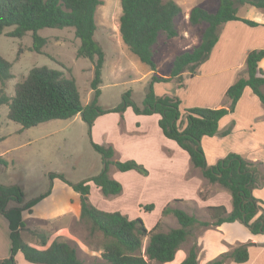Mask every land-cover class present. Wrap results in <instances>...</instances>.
<instances>
[{"label": "trees", "instance_id": "1", "mask_svg": "<svg viewBox=\"0 0 264 264\" xmlns=\"http://www.w3.org/2000/svg\"><path fill=\"white\" fill-rule=\"evenodd\" d=\"M102 0H0V35L6 27L13 28L5 32L6 36L21 38L31 32L32 49L40 53L45 38L37 31L45 27H71L74 36L79 39L76 56L87 58L92 63V77L89 82L91 96L83 105L73 77H66L59 69L46 65L34 66L26 76L14 85V94L9 96L0 88V105H7V118L17 122L22 128L36 126L52 119H68L80 114L86 123L88 133L96 117L117 112L121 114L131 107L136 114L158 113V126L167 138L189 155L193 168H197L202 177L210 184H217L226 189L231 196L232 208L224 205L206 207L207 219H199L195 212L166 204L161 214H171L176 219L177 227L166 231L158 230L161 221L147 229L142 218H129L119 211H105L94 206L90 199V185L93 182L104 197L122 193V184L109 175V166L116 171L135 170L147 175L148 170L134 159H114L115 150L111 144H98L91 140V145L102 158L104 168L97 174L77 183H71L62 174H50L51 182L57 177L79 194V218L90 223L91 234L99 232L102 238L100 260L89 264H163L171 261L180 245L193 238L185 258L179 264H197L199 246L196 242L195 229L209 228L224 222L238 221L252 233L264 234V208L262 201L252 195V189L264 185V164L242 157L237 153H228L213 165H207L200 140L204 136H213L218 131L219 121L232 112L237 100L245 88L264 104V67L258 63L264 58V49H252L245 57V75L240 76L227 87L225 96L229 100L227 107H188L180 108L181 100L174 94L157 95L154 83L169 82L175 79L182 86L181 75L196 73L197 67L205 61L215 43L222 24L240 20L249 26L257 22L240 18L237 9L250 5L264 12V0H218V6L211 12L200 6L189 10L188 20L192 25L204 24L199 43L191 50L177 54L166 76L156 73L153 56L160 35L171 38L177 35L175 22L181 12L174 0H120L119 33L122 42L140 62L147 65L152 74L145 87L141 105L131 98L130 90L124 92L121 101L113 107L99 104L102 82L104 51L94 39L96 30L95 11ZM12 63L0 55V82L12 77ZM5 160L0 155V165ZM24 202V194L19 185L0 183V214L7 220L10 239V255L0 259V264H16L14 255L20 251L24 259L38 264H86L78 256L76 246L68 241L56 238L47 247L38 249L26 243L21 237L24 226L21 213L30 211L32 206L46 197L51 190ZM208 194L202 188L199 196L204 199ZM174 203L182 199H173ZM10 202L15 205L9 206ZM153 204L142 206L144 211H151ZM148 237L144 251L143 239ZM40 245L45 246L47 238L40 235ZM249 243L235 245L229 251L221 253L206 264H223L231 259L237 263L248 259Z\"/></svg>", "mask_w": 264, "mask_h": 264}, {"label": "crops", "instance_id": "2", "mask_svg": "<svg viewBox=\"0 0 264 264\" xmlns=\"http://www.w3.org/2000/svg\"><path fill=\"white\" fill-rule=\"evenodd\" d=\"M242 6L238 7L237 15L240 18L253 20L258 25L249 26L240 20L222 24L217 42L208 58L197 67L196 73L191 76L183 72L182 86H178L175 79L154 83V92L157 95L169 93L178 96L181 100L180 108L228 106L229 100L225 96V91L237 78L245 75L247 53L252 49H264V12L260 10L262 13L259 12L254 16L252 14L256 15V11L252 9L253 6L248 5L245 12L249 15H239L238 10ZM258 66L264 67V58L260 60ZM150 73L151 71L148 72ZM262 90L264 91V87ZM159 118L158 113L136 114L131 107H127L122 116L117 112H110L95 118L90 128L91 139L98 144H111L115 150L114 159H134L147 168L148 174L142 175L135 170L116 171L112 166L111 169L109 168V175L122 184V193L104 197L100 189L90 181L91 203L101 210H119L129 218H133L127 214L126 202L132 199L135 184L145 186L154 198L161 199L159 204L152 203L154 206L152 210L159 211V219L155 217L147 225L142 217L147 229L163 219L161 211L173 199L192 203L199 219L208 218L207 206L224 205L228 211L231 210L230 193L217 184L208 183L200 171L191 166L188 153L174 140L163 135L158 126ZM200 146L207 165H213L218 159L231 152L264 164V104L249 88H245L233 111L219 121L217 133L202 137ZM166 179L169 182H166ZM204 187L207 188L208 194L202 199L199 191ZM94 193L96 201L92 199ZM252 195L262 201L264 208V185L254 187ZM25 201L27 199L24 197ZM142 205V203L138 204L139 215L143 214L140 212L143 210ZM79 211V194L66 183L54 178L50 193L34 204L30 211H22L24 226L21 237L24 240V228L31 225L29 223L39 222L50 225L54 223L55 229L51 227L50 231L46 232L45 246L40 245L39 241L33 238H31L33 240H24L29 245L43 249L58 237L68 240L72 236L67 227L58 225V220L63 217L65 223V220L77 218ZM166 223L170 227L178 226L173 216ZM40 228L44 229L42 225ZM194 233L199 246L197 264H206L235 245L247 242L249 243L248 259L245 262L237 263L228 259L223 264H264V234L252 233L248 227L238 221L224 222L209 228L200 227L195 229ZM191 244L192 241L189 239L184 241L174 258L163 264H179L185 258ZM9 255L8 223L0 214V259ZM14 258L16 264H38L26 261L20 251L16 252Z\"/></svg>", "mask_w": 264, "mask_h": 264}, {"label": "rangeland", "instance_id": "3", "mask_svg": "<svg viewBox=\"0 0 264 264\" xmlns=\"http://www.w3.org/2000/svg\"><path fill=\"white\" fill-rule=\"evenodd\" d=\"M174 1L181 8L175 22L177 35L171 38L160 35L158 38L153 60L156 73L159 75H168L173 58L183 51L191 50L200 41L205 25H192L189 22L188 13L191 7L200 6L213 12L218 6V0ZM247 7L249 6L240 7L238 14H246ZM252 9L256 11V15L252 14L254 16H257L259 12L262 13L256 7ZM120 14V0H102L94 15L97 27L94 39L104 51L99 96V104L102 107L118 105L122 94L128 90L131 92L133 101L141 105L147 81L152 74L150 68L140 62L122 42L119 33ZM12 28L13 26L6 27L0 35V55L12 63V77L3 85L0 82V88L12 96L15 83L21 81L29 69L46 65L61 70L66 77H73L82 104H87L91 96L89 82L92 77V63L87 58L76 56L79 39L74 36L73 28L39 29L37 33L45 38L40 53L32 49L31 32H27L21 38L6 36L5 32ZM149 71H151L150 74H148ZM6 114L7 105H0V155L6 162L4 166L0 165V183L19 185L27 200L38 197L48 190L52 183L51 173L62 174L69 182L77 183L99 173L104 168L101 155L92 147L87 125L80 114L68 119L48 120L29 128H22L19 123L8 119ZM109 168L111 169L112 165ZM57 179L62 182L59 178ZM166 182L169 180L166 179ZM171 183L174 184L173 181ZM144 189L145 186L135 184L133 197L128 199L125 208L129 216L143 217L145 224L149 225L155 217L160 218L159 211L141 210L143 214L139 215L138 204H159L161 199L154 198L149 190ZM92 199L96 201L95 193L92 194ZM189 203L170 202L172 206L194 212L195 207ZM12 205H15V202L9 203V206ZM172 216L171 214L163 215L158 230L166 231V228L170 227L166 221L168 222ZM65 221L64 223V218L60 217L58 225L67 227L72 237L68 240L63 237L58 238L76 246L77 256L84 263L89 264L100 260L102 245L100 233L91 234L90 223L86 219L75 217ZM29 224L32 226L28 225L24 228L26 238L24 240L39 241L41 234L45 235L51 227L55 229L54 223L53 225L39 222ZM41 225L43 230L40 228ZM59 231L61 233V230ZM147 240L148 237L143 239V251ZM189 240L193 242V238Z\"/></svg>", "mask_w": 264, "mask_h": 264}, {"label": "water", "instance_id": "4", "mask_svg": "<svg viewBox=\"0 0 264 264\" xmlns=\"http://www.w3.org/2000/svg\"><path fill=\"white\" fill-rule=\"evenodd\" d=\"M103 167H104V165H103Z\"/></svg>", "mask_w": 264, "mask_h": 264}]
</instances>
